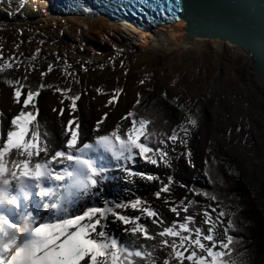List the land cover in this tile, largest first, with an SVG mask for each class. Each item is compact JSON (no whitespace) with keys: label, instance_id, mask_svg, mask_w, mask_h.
Masks as SVG:
<instances>
[{"label":"snow or ice","instance_id":"obj_1","mask_svg":"<svg viewBox=\"0 0 264 264\" xmlns=\"http://www.w3.org/2000/svg\"><path fill=\"white\" fill-rule=\"evenodd\" d=\"M8 2L11 6V0ZM23 3L20 0L21 6ZM104 4L123 8L133 17L142 14L150 24L157 17L179 22L182 7L187 11L182 0H104ZM68 7L93 12L84 0H70ZM121 22L131 27L127 20ZM40 53L37 47L21 60L22 52L5 56L0 51V83L11 89L12 103L18 107L10 118L0 110V264H251L243 238L233 235L241 231L237 223L240 206L226 203L225 199L233 197L217 191V185L225 182L215 169V157L211 164L205 160L203 169L211 190L175 179L181 159L195 167L188 144L198 119L191 111V101L178 103L175 96L169 101L184 115L168 129V121L160 118L158 110L136 111L141 103L137 92L132 107L113 126L105 130L109 116L105 111L87 139L78 115H73L86 94L73 88L81 83L76 70L66 58L62 64L48 62L46 69L39 70ZM115 58L109 57L108 63ZM60 60L56 55V61ZM22 65V74H16ZM120 66L127 74L123 61ZM54 67H59L64 79L58 84L46 83L45 77ZM80 70L88 71L84 63ZM33 71H38V83L29 79ZM149 79L146 73L138 83ZM42 90H52L62 98L59 111L52 109L58 117H68L61 121L59 141L48 129V121L38 119L37 97ZM122 91L113 89L105 107L114 106ZM95 92L101 94L102 89L97 87ZM161 96L168 100L166 92ZM124 120L128 124L122 128ZM138 162L167 171L137 170ZM137 179L154 186L150 195L176 219L166 222L152 201L131 188L107 191L117 180L134 185ZM177 186L185 189L179 199L174 196Z\"/></svg>","mask_w":264,"mask_h":264},{"label":"rangeland","instance_id":"obj_2","mask_svg":"<svg viewBox=\"0 0 264 264\" xmlns=\"http://www.w3.org/2000/svg\"><path fill=\"white\" fill-rule=\"evenodd\" d=\"M9 27V25H2L0 26V30H6ZM3 33H5V31ZM135 38V43H140V39L138 38L137 34L135 35ZM47 40H49L48 42L50 44L49 49H47L45 46H40L41 53L37 62L38 68L39 70L46 69L48 62L62 64L63 59L66 58L72 65V68L76 70L81 82L79 86L73 84V88L82 92H86V94L82 95L80 100L77 102L78 107L80 106L81 99L90 97L93 93H96L95 88L97 87H100L102 89V93L98 94L101 98H109L112 94L113 89L117 87L122 88L123 91L117 97L115 102H117L122 93L124 94L125 92L131 91L132 89L133 95H131L130 93H126L127 102L125 103V105H123L122 107H116L115 111L109 113V116L105 118V130L113 126L117 119L121 115H123L135 102L138 89L151 88L152 92L156 95H161L162 92H166L168 99L170 100L174 96L179 97L178 103H186L191 101V111L197 114L198 119V127L192 129L191 138L188 144V148L191 151L192 163L195 165V167H192V173L190 176L189 169L187 170L184 167L177 169L175 171V174L181 176L180 179L179 177H175V179L177 181L190 185L193 180L194 174L203 169L202 165L207 155L206 151L209 148V144L211 142L217 141L219 145L222 146V148L228 153L229 158L233 159L235 163L238 164V167L244 172L249 186L252 187L254 192L260 194L262 200H264V155H262L264 153V96L262 95L261 87L253 77L249 61L248 59H246V57H243L241 59L243 61V65L240 67V69H237V71H232L231 66L233 64L227 61L228 63L225 64L227 67L224 72L229 74L230 80L224 81L225 79H220L218 81V87L216 86V89L213 90V93L210 96L206 92L209 91L210 88H212V84L217 80V77L214 74L215 69H213L212 66L207 69V76L205 78L206 81H204L201 76H198L200 75V73H198L197 71L194 73L193 71L194 74L186 80L187 85L189 86L188 88L184 87L179 82L178 85L175 83V85L168 86L167 84L169 75L164 74L163 76H159V74L156 73L158 72L156 68L162 67V64L156 65L155 67H145V69L149 72L148 75L150 79L146 80L144 84H139L137 81H135L136 84L132 83L134 82L133 79H139L140 77H130V80H124L122 79L123 76L121 78L122 74L120 72H109L105 74L94 72V74H92V77L88 78L85 76V74L89 70H91L92 67H99L100 64H104L105 68L110 65H118L120 61L129 59L132 56H135V58H142L146 55V52L142 51L138 53L134 48L128 47L126 43H110L108 45V50L106 52H103L99 56V58L97 57L96 59L93 58V54L90 53V51L87 50L85 46H80L79 48V44H72L68 40L67 35L64 33L54 35ZM63 48H65L64 51H62ZM21 52L24 54V56L21 57V60H23L26 57L30 56L34 51L30 50L29 48L28 51L3 53L5 56H8L13 53L18 55ZM117 52H119V55H117ZM56 55L61 58L60 61H56ZM113 56L116 57L113 63H108V58ZM214 59L215 57L213 56L212 58H210V61L206 60V58H202L200 61H197V59H195V62L200 69L202 68V70H204L203 64L211 63L216 67L217 61H214ZM89 61H91V63H88ZM80 63L85 64V67H87L88 69L87 72L80 70ZM190 65L192 66L191 63ZM22 71L23 65L21 66L20 72H17V74H22ZM80 71L82 73H80ZM135 71H137V69ZM130 72L134 71L130 70ZM185 73L188 72H184V76ZM244 73H247L248 78L244 76ZM176 78L178 79L179 77L176 75ZM29 79L32 83H35L32 80H39L38 71L31 72L29 74ZM63 79L64 78L60 74L59 67H54L53 72L46 75L45 82L58 84L61 83ZM201 80V89H198L196 92L191 89L193 86H195V83L201 82ZM207 83L208 85H206ZM227 84L229 85L228 88L232 89V91L234 90L233 92L229 93L228 90H225L227 88ZM179 85L187 90L185 91L184 89H179ZM197 86L199 87V85ZM2 92H8L9 96L11 97V89L0 83V94ZM46 94L59 95V93H54L52 90H42L41 94L37 97L39 109V102L41 98H43L42 100H44ZM16 111H18V107L11 109V111H7L6 114L10 118V116ZM81 112L82 110L79 109L80 123L83 126L86 136L91 139V129L95 121L99 119L101 115H97L98 113H96V115H88ZM183 115L184 114L181 112L177 123L180 122V120L183 118ZM38 119L42 121H48V129L50 131L54 127V124L51 123L53 122V120H47L45 114L41 111V109ZM67 119L68 117L67 115H65L61 119V121H66ZM61 121L56 123V131H61ZM121 125L122 128L126 127L127 120L122 121ZM237 127H239L240 129L239 132L236 131ZM237 133H239L240 136L237 135ZM246 134L248 135L247 139L245 136ZM224 135H232L233 141L241 143H238L237 145L235 143V146H233L232 143L228 142L225 138V140L221 138ZM236 135L239 137H237ZM243 141L245 143H242ZM180 162H183V165L185 164L187 167L191 168L185 162V160L181 159ZM136 168L138 170L153 172L158 171L163 173L162 169L156 170V168H154L153 166L145 165L140 162L137 163ZM190 177L192 178V180H190ZM149 190H151L152 192L154 190V186L151 185L149 187ZM184 195L185 189L178 186L174 188V196L177 199ZM195 199H197L201 203H207L201 197H195ZM156 207H158L163 213V217L166 222H170L171 220L176 219V217L172 213L168 212L167 208L163 205L159 204L156 205ZM260 209L262 214L264 215V205H260ZM192 211H199V209H194ZM199 221L200 216H197V223H199ZM113 227L115 226L113 225ZM204 227L206 228L207 226L205 225Z\"/></svg>","mask_w":264,"mask_h":264},{"label":"bare ground","instance_id":"obj_3","mask_svg":"<svg viewBox=\"0 0 264 264\" xmlns=\"http://www.w3.org/2000/svg\"><path fill=\"white\" fill-rule=\"evenodd\" d=\"M17 7H20V11L18 13L16 12ZM9 12H12L13 15L9 16ZM2 25L10 26L6 30H0V44L3 45V47L0 48V51H3L4 53L28 51L29 48L30 50L35 51L37 47L41 48L40 46H45L49 49L50 44L47 39L60 33L66 34L68 40L72 44H79V48L80 46H85L86 49L93 54V58L96 59L97 57L99 58L103 52L108 50V45L110 43H126L128 47L134 48L138 53L142 51L146 52V55L142 58H135V56H132L131 58L123 61L124 66L128 68L129 73L127 74L124 73L120 63H118V65H110L107 68H100L98 66L96 68L92 67L86 74L84 73L88 78H91L94 72L101 74L120 72L122 74L121 78L123 76L122 79L124 80H130V77H140L139 79H141L146 73L149 74L145 67H155L156 65L162 64V67L156 68L158 71L156 73L159 74V76H163L164 74L169 75L168 86H172L173 84L171 82L175 80L177 85L179 82L181 85L188 88L189 86L187 85L186 80L191 75L197 71L200 73L198 76H201V78L206 81L205 78L207 76V69L212 66V68L215 69L214 74L216 75L217 80L212 84V88L206 92L210 96L212 95L213 90L216 89L220 79H225L224 81L230 80L229 74L224 72L227 67L225 65L228 63L227 61L233 64H231L232 71H237V69H240L243 65V61L241 59L245 57V54L242 51L233 48L228 43H224L222 45L218 40L214 39L197 37L187 38L183 32L184 22L181 19L179 22H160L152 25L151 29H139L134 27L132 24L131 27H128L121 21H110L106 17L98 14L79 15L56 13L44 0H24L22 6L20 5V0H11V6H9L8 0H0V26ZM17 28L22 29V32L17 33ZM29 28H31V31H28ZM4 31L5 33H3ZM136 34L140 39V43H135ZM41 40L44 41L43 44L39 43ZM16 45H19V47L17 48ZM64 49L65 48H63L62 51H64ZM213 56L215 57L214 61H217L216 67L211 63L203 64L204 70H202V68L200 69L196 65L195 59L200 61L202 58H206V60L210 61V58ZM136 69L137 71H135ZM130 70H133L134 72H130ZM184 72L188 73H185L184 76ZM80 73L82 72L80 71ZM176 75L179 77L178 79L176 78ZM244 76L248 78L247 73H244ZM139 79H133L134 82H130L136 84L135 81L138 82ZM197 85H199V87ZM206 85H208V83ZM200 87H202V80L201 82L195 83V86L191 89L196 92L198 89H201ZM228 87L229 85L227 84V88L225 90H228L229 93L234 91ZM179 89H184L185 91L187 90L180 85ZM126 93L133 95L132 89L124 94L122 93L117 102H114V106L108 105L107 108L105 107V104L110 97L101 98L98 94L93 93L92 96L81 99L80 106L78 107V113L73 114H76L79 117V109H81L84 114L88 115H96V113H98L97 115H102L105 111L112 113L115 111L116 107H122L125 105L127 102ZM42 99L43 98H41L39 102L40 109L45 114L47 120H53L51 123L54 124V127L51 131L56 136L57 141H59L60 131H56V123L61 121V119L65 116H57V112L62 106L60 104V100L62 98L60 95L46 94L44 100ZM67 103L68 102L66 101L64 102L65 112H67ZM15 107L17 106L13 105L8 92H2L0 94V110H3L6 113L9 109H13ZM53 108L57 109V112H54L52 110ZM237 135H239V133H237ZM245 136L247 139L248 135L246 134ZM221 138L223 140L226 139L228 142L232 143L233 146H235V143L236 145L239 143L233 141L232 135H224ZM87 139L89 138L87 137ZM242 143L245 142L243 141ZM262 155H264V153ZM182 163L183 162L180 161L177 163L176 170L181 167H184L187 170L189 169L190 176L192 173V167L189 168L185 164L184 166ZM165 171L167 170L162 169V172ZM180 176L181 175L175 174V177H179V179ZM117 185L119 187H117ZM150 186L151 184H146L138 179L134 185L123 184L120 180H117L114 184L107 187V191L110 194L111 192L119 191L121 188L128 187L136 194L146 196L154 204L162 205L159 200H155V198L150 195L152 190H149ZM161 255H163V253H161Z\"/></svg>","mask_w":264,"mask_h":264},{"label":"water","instance_id":"obj_4","mask_svg":"<svg viewBox=\"0 0 264 264\" xmlns=\"http://www.w3.org/2000/svg\"><path fill=\"white\" fill-rule=\"evenodd\" d=\"M187 38L218 40L242 51L264 96V0H182ZM192 180V178L190 179Z\"/></svg>","mask_w":264,"mask_h":264},{"label":"trees","instance_id":"obj_5","mask_svg":"<svg viewBox=\"0 0 264 264\" xmlns=\"http://www.w3.org/2000/svg\"><path fill=\"white\" fill-rule=\"evenodd\" d=\"M32 81L35 83L39 82L38 79ZM148 89L151 88L137 90V92L141 93V103L137 105L136 111L150 113L153 110H158L160 118L168 121L166 127L170 129L177 124L181 111L175 104L169 103L170 99L165 100L161 95H156L152 90L149 91ZM206 154L204 162L207 160L211 164L212 158L215 157L217 161L215 169L225 182L224 186L217 185V191L225 197H233L231 201L225 199L226 203L239 204L240 206L237 223L240 225L241 231L233 233V235L243 238V247L249 251L251 264H264V215L260 209V205H264V200H262L260 194L254 192L252 187L249 186L244 172L233 159L229 158L228 153L217 141L209 144ZM203 169L194 174L193 178L196 177V179H193L191 184L194 183L198 187L211 190V186L207 184V180L203 176ZM230 171L233 174L230 175ZM236 197H239V199L237 200Z\"/></svg>","mask_w":264,"mask_h":264}]
</instances>
